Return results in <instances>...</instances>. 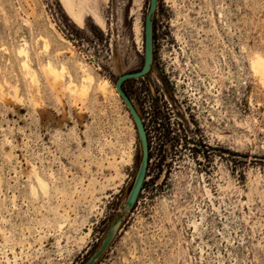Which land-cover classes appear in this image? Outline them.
Returning a JSON list of instances; mask_svg holds the SVG:
<instances>
[{
    "label": "rangeland",
    "instance_id": "rangeland-1",
    "mask_svg": "<svg viewBox=\"0 0 264 264\" xmlns=\"http://www.w3.org/2000/svg\"><path fill=\"white\" fill-rule=\"evenodd\" d=\"M149 2L85 0L77 25L60 0H0V264H264V0L155 1L149 66L121 83L145 148L114 82L144 63ZM48 58L113 90L54 87ZM171 74L170 117L148 122L145 82Z\"/></svg>",
    "mask_w": 264,
    "mask_h": 264
},
{
    "label": "bare ground",
    "instance_id": "bare-ground-1",
    "mask_svg": "<svg viewBox=\"0 0 264 264\" xmlns=\"http://www.w3.org/2000/svg\"><path fill=\"white\" fill-rule=\"evenodd\" d=\"M63 10L66 14L71 18L73 22L77 25H82L84 20L85 8L84 2L85 0H60ZM95 19L97 23L103 26V21L101 20L100 16L94 13ZM48 42L44 39V46L46 47ZM17 51L23 54L22 65L25 69H30L28 65V50L26 46V41L24 40L20 45H18ZM67 51V50H63ZM71 51V50H68ZM70 54L69 56H71ZM250 64L253 68V71H257L260 74L263 73V61L264 57L259 54L255 53L253 58H250ZM76 68L79 73L78 81H75L72 74L68 71L67 65L64 62H61L59 65H56L50 58H48L44 63V70L49 76L50 82L52 86L59 87L62 81H65L64 87L69 88L75 96L82 97L89 86H94L96 90L100 94H105L108 90L112 91L113 88L106 78H97L88 68L87 63L82 60H78L76 63ZM264 70V69H263ZM31 75V78L34 80L36 77V72L31 69L28 70ZM64 73L67 75V79L64 78ZM31 79V80H32ZM33 175L35 178L36 184L41 187L43 190L47 187L46 180L40 176L36 171L33 170ZM126 206V205H125Z\"/></svg>",
    "mask_w": 264,
    "mask_h": 264
},
{
    "label": "water",
    "instance_id": "water-1",
    "mask_svg": "<svg viewBox=\"0 0 264 264\" xmlns=\"http://www.w3.org/2000/svg\"><path fill=\"white\" fill-rule=\"evenodd\" d=\"M155 1L156 0H150L149 8H148V11H147V13L145 15V23H144L145 57H144V63L142 65L141 69L138 70V71H134V72L123 73V74L119 75L117 77V79L115 80V82H114V86H115L116 91L121 96V98L124 101L128 111L130 112L133 120L136 123V126H137V129L139 131L142 143H143L145 148H146L145 136H144V133H143V130H142L140 119H139L138 115L136 114V112H135L130 100L128 99L126 94L122 91L121 83L127 78H134V77H138V76L142 75L147 70V68L149 66V62H150V43H151L150 15H151V13L154 10ZM144 167H145V157L140 162L139 168H138L136 176H135L134 183H133L132 188H131L128 196H127V199H126V204L127 205H130L132 203L133 199L136 196L137 190L139 188V185H140L142 177H143ZM105 243H106V241H104L101 244L100 249L90 258L88 263L92 262L100 254V252L102 251L103 247L105 246Z\"/></svg>",
    "mask_w": 264,
    "mask_h": 264
},
{
    "label": "flooded vegetation",
    "instance_id": "flooded-vegetation-1",
    "mask_svg": "<svg viewBox=\"0 0 264 264\" xmlns=\"http://www.w3.org/2000/svg\"><path fill=\"white\" fill-rule=\"evenodd\" d=\"M165 36L167 37V35H165ZM140 67H141V65H140ZM158 70H159V73H163L162 68H158ZM170 70L172 72L173 68L171 67ZM167 72H169V71H167V70L164 71V73H167ZM165 77L166 78L164 79V84L159 83V85L154 84V86H151L149 81L145 82L148 89H150V93L147 94V96L149 98L148 107H149L150 111L147 112L148 117H146V118L148 119V122L157 123L159 125H161V124L164 125L166 120L169 119V117H170L169 111L171 110L170 107H172L170 100H171L172 96L174 98H176V91H178L175 88L174 74L165 75ZM141 87H143V86H140L138 88L136 86H133L132 90L130 92L131 95L134 97L137 104H139V101L141 99L139 96V93H138V90ZM194 94H195V92H188L187 90H185V95H189V96L194 97ZM173 101H174V99H173ZM191 110L192 109H189L190 112H191ZM146 118H144V119H146ZM168 132H169V130H166L164 135H167Z\"/></svg>",
    "mask_w": 264,
    "mask_h": 264
}]
</instances>
